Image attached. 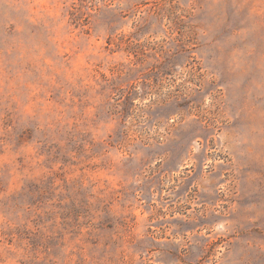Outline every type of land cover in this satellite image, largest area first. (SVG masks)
I'll return each mask as SVG.
<instances>
[{
  "label": "clouds",
  "instance_id": "obj_1",
  "mask_svg": "<svg viewBox=\"0 0 264 264\" xmlns=\"http://www.w3.org/2000/svg\"><path fill=\"white\" fill-rule=\"evenodd\" d=\"M2 2L4 0H0V3ZM141 4L144 6L141 7ZM28 7L31 15L26 19L31 24H40L39 36L34 39L33 35H29L21 27L11 40H0V145L7 147L12 143L8 139L9 133L20 124L26 123L35 130L32 143L38 150L41 145L67 142L69 137H72V144L78 148V152L70 154L69 164L64 171L72 174L75 179L76 169L84 170L79 173L82 181L81 192L92 191L93 180L89 169L93 161L97 166L104 167L109 175L120 179L122 185L143 184L147 187L151 185L149 172L157 161L166 159L168 153L148 158L145 152L148 148L156 147L153 137H159L162 146L171 138L170 133L174 129L177 132L176 141L181 155L176 166L177 171L172 175L165 173L167 180L164 187L168 189V185L173 183V176L178 178L177 186L189 178V173L192 174L193 180L188 192L177 198L176 204V207L193 205L191 209L182 207V211H186L187 215L180 217L190 221L193 230L187 234L181 231L178 242L185 247L200 245L204 248L208 246L209 241L224 237V248L217 251L215 246H212V253L210 258L205 260V264H231V254L226 255L224 249L228 248L229 234L234 233L241 224L231 215V207L226 211L221 206L214 205V198L218 193H224L225 196L229 193L219 186L217 179L209 178L210 173L200 171L198 161L202 156L201 149L206 144V140L201 142V137H208L214 132L215 139L219 141L215 152L227 153L233 144H248L257 129H246L241 110L230 104L229 97L235 89L241 88L240 82L224 83L218 74L210 73L209 63L201 47L208 42V31L198 23L196 12L199 11V6L195 0H88L87 4L79 5L75 0H32ZM240 7L244 11L238 12L234 20V23L238 21L242 28L238 35L255 32L257 28L264 26V0H242ZM85 9L92 13L88 28L90 36L101 41V47L96 50L101 55L87 57L93 62L92 69H84L76 75L95 80L91 91L88 94L79 93L78 102H73L60 91L57 96L60 109L45 111L40 103H34L31 110L26 111L25 106L29 104L30 97L22 87L23 81L17 78L18 68L25 55L38 54L42 44H55L57 38H71L76 36V32L79 33L76 38L86 43L89 36L84 35V26L81 24L76 32H73L71 25L75 17L70 19L68 16L69 10H79L78 14L87 15L88 11ZM109 36L113 43H118L121 39L126 42L127 52L121 50L120 57L124 63L116 65L115 58L104 51L102 42ZM188 41H193L196 46L194 58L189 53H183L178 59H170L169 63L164 64L157 72L151 71L161 64L165 56L171 57L173 51L179 52V45ZM244 55L249 60L254 59L252 49L247 50ZM52 56L55 66L61 69L60 73L48 72V75L56 78L57 82L51 89L55 93L60 89L61 81L66 85L71 83L62 75L65 64L71 61L69 57H64L55 50ZM133 56L136 58L133 59ZM197 66L200 71H197ZM236 67L239 68L240 65L237 64ZM44 68L47 70L48 66L44 65ZM109 70H112V73L106 79H101L100 72L107 73ZM152 80H155V83ZM213 80L220 85L219 88L216 84L210 87ZM113 81L116 84L123 83V91L116 87ZM48 87L45 82V88ZM125 94L128 95V114L123 111ZM133 100L135 103H132ZM89 106L92 111H85ZM160 114H164L165 118L161 121L159 130L155 126L149 127L148 121ZM117 132L121 133V140L113 147L111 145ZM124 132H130L133 138H124ZM80 145H83L82 149L79 148ZM145 159H150L151 163L140 168L139 165ZM72 160H75L76 168L71 167ZM126 162L138 166L135 174L123 175ZM208 166L205 164V167ZM184 168L188 171H183ZM193 188L196 191H193ZM58 191L69 199L75 194L71 183L67 193L63 187ZM109 191L110 188L105 186L103 191L92 197L90 203L99 202L97 197L107 203L108 200L104 198ZM188 193H191V197ZM201 193L207 195L201 196ZM143 194L144 190L141 188L134 200H139V196ZM165 195L171 199L175 193L166 191ZM31 198V194L23 186L15 188L11 198L12 204L6 210L0 211V230L27 228L29 237L37 231L28 222L31 213L22 207L23 203ZM152 199L155 200V196ZM9 200L7 192H0V202L7 204ZM134 200L129 203H134ZM168 203L163 196L160 198V204L166 206ZM160 204H157V207ZM172 211H175V208L169 209V212ZM154 212L155 209L149 208V215ZM198 223L200 228L196 227ZM152 227V221L141 216L135 224L117 228L115 236L120 238L121 243L131 252L132 245L137 243L145 248L152 246L160 231L158 228L148 231ZM38 228L47 237L63 243V247L58 243L55 251L45 250V240L41 243L40 251L36 252L26 239L13 236V243L9 246L6 234L0 235V240H3L0 244V256L3 257L0 264H64L68 250L76 247L79 241L61 240V230L57 228H49L47 225ZM165 231L173 232L174 229L166 227ZM169 239L175 241L177 236L164 237L165 241ZM192 252L194 255L191 264H198L200 258L205 256L197 247H193ZM133 264L144 262L136 260Z\"/></svg>",
  "mask_w": 264,
  "mask_h": 264
},
{
  "label": "rangeland",
  "instance_id": "obj_2",
  "mask_svg": "<svg viewBox=\"0 0 264 264\" xmlns=\"http://www.w3.org/2000/svg\"><path fill=\"white\" fill-rule=\"evenodd\" d=\"M87 2L88 0H75L77 5ZM31 3L32 0H4L0 3V40H11L17 35V29L21 27L29 35H33L34 39L39 36L40 24L38 22L31 24L26 19L31 15L28 7ZM195 3L199 6V11L196 12L198 23L208 31V42L201 47L209 63L210 73L218 74L224 83L240 82L241 88L235 89L233 95L229 97L230 104L241 110L246 129H257L248 144H233L227 153L215 152L219 141L215 139L214 132L208 137H201V142L206 140V144L201 149L202 156L198 161L200 171L210 173L209 178L217 179L219 186L229 193L227 196L218 193L214 198V205H219L226 211L231 207V215L241 224V227L227 237L228 248L224 250L226 255L231 254V264H264V131H261L264 129V26H260L255 32L238 35L242 28L239 22L234 23V20L238 12L244 11L240 7L242 0H195ZM143 6L141 4V7ZM78 11L69 10L68 16L70 19L75 17L71 25L73 32H76L81 24L84 26V35L89 36L86 43L76 38L79 36L78 32L71 38L67 36L63 40L57 38L55 44L51 42L42 44L38 54H26L23 63L19 66L17 78L23 81L22 87L27 90L30 97L29 104L25 106L26 111H30L34 103H40L42 110L45 111L60 109L61 105L57 100L60 91H63L73 102H78L79 93L88 94L91 91L95 80L76 74L82 73L84 69H92L93 62L87 57L101 55L96 51L101 47V41L90 36L88 25L91 11L85 9L88 11L87 15L78 14ZM102 47L110 57L115 58L116 65L124 63L120 58L121 50L127 52L126 42L123 39L113 43L109 36L103 40ZM195 48L193 41L181 43L179 52L173 51L171 57L165 56L161 64L151 71L157 72L160 67L169 63L170 59H178L183 53H189L194 58ZM249 49L253 51L252 60L244 55ZM53 50L62 53L64 57H69L71 61L65 64L62 73L71 83L66 85L61 81L60 89L55 93L51 89L57 81L54 76L48 75V72L60 73L61 69L53 63ZM135 58L133 56V59ZM237 64L240 65L239 68L236 67ZM44 65L48 66L47 70ZM197 71H200L199 66ZM111 73L112 70H109L107 73L100 72L99 75L101 79H106ZM148 79L151 80L152 77ZM45 82L48 88H45ZM144 82L146 81H141ZM152 82L155 83V80ZM113 83L116 84L115 81ZM212 84L220 87L216 80L210 82V87ZM116 87L123 91V83L116 84ZM115 90L114 87L113 91ZM124 103L123 111L128 114L127 94L124 95ZM132 103L135 101L133 100ZM85 111L90 112L92 109L89 106ZM164 118V114H160L150 119L148 126H155L159 130ZM164 131L169 130L164 129ZM34 136L35 130L22 123L8 135L12 143L7 147L0 145V192H7L10 197L7 204L0 202V211L10 207L15 188L23 186L32 198L26 200L22 207L31 213L28 222L37 229L31 237L28 236L27 228L23 230L17 228L14 231L0 230V235L6 234L9 246L13 243L11 237L16 236L28 240L30 247L36 252L40 251L41 243L45 240H47L45 250L55 251L58 243L63 247V243L47 237L38 228L47 225L49 228L61 230V240L79 241L76 247L68 250L64 264H133L136 260H141L144 264H191L193 247L205 253V256L198 261V264H205V260L210 258L212 253V246H215L217 251L224 248V237L209 241L208 246L204 248L200 245L185 247L178 242L181 231L187 234L193 230L190 221L180 218L187 215L186 211H182V207L191 209L193 205L176 207L177 198L183 197L184 193L188 192L193 180L192 174L189 173V178L177 186L178 178L173 176V183L168 185V189L164 187L167 180L165 173L172 175L177 171L176 166L181 155L176 141L177 132L174 129L170 133L171 138L162 146L160 138L153 137L156 147L148 148L145 152L148 158L168 153L167 158L157 161L153 170L149 172L150 186L122 185L120 179L109 175L104 167L97 166L93 161L89 169L93 180L91 192L80 191L82 181L79 173L84 171L83 169H76L75 179L72 174L64 171L69 164L70 154L78 152V148L72 144V137H69L67 142L41 145L38 150L32 143ZM123 137L133 138V134L124 132ZM134 138L139 139V137ZM120 140L121 133H115L114 143L111 146L114 147ZM137 147L139 148L140 145ZM79 148L82 149L83 145ZM148 163H151V160L145 159L139 167L142 168ZM205 164L209 166L205 167ZM71 167L76 168L75 160L71 161ZM137 167L136 164L126 162L123 175L135 174ZM182 170L188 171L187 168ZM70 183L75 193L71 199L67 195L62 196L58 191L63 187L64 192L67 193ZM105 186L110 188L104 198L108 202L104 203L97 197L99 202L90 203L92 197L97 192L103 191ZM141 188L144 194L139 196V200H134ZM166 191H174L175 195L170 199L165 195ZM193 191L196 189L193 188ZM188 195L191 197V193ZM206 195L201 193V196ZM153 196L155 200L152 199ZM162 196L165 201H169L166 206L160 204ZM130 200H134V203H129ZM157 204L160 206L157 207ZM149 208L155 209L153 215L148 214ZM171 208H175V211L169 212ZM141 216L152 221L153 227L148 231L157 228L160 231L151 247L145 248L137 243L132 245L129 252L126 245L121 243V239L115 236V232L117 228L135 224ZM166 227H173L174 231L167 232ZM196 227L200 228L201 225L198 223ZM65 229L67 230L64 231ZM173 235L177 236L175 241L164 240V237ZM2 243L3 240H0V244ZM89 249L94 250L89 251ZM2 260L3 257L0 256V261Z\"/></svg>",
  "mask_w": 264,
  "mask_h": 264
}]
</instances>
